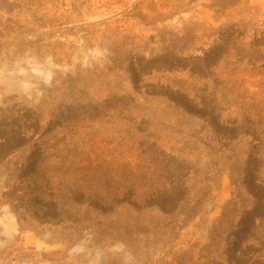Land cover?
Here are the masks:
<instances>
[{
	"label": "rangeland",
	"instance_id": "1",
	"mask_svg": "<svg viewBox=\"0 0 264 264\" xmlns=\"http://www.w3.org/2000/svg\"><path fill=\"white\" fill-rule=\"evenodd\" d=\"M27 51L69 71L36 105L0 87V264H67L86 228L137 264H264V0H0V64Z\"/></svg>",
	"mask_w": 264,
	"mask_h": 264
},
{
	"label": "clouds",
	"instance_id": "2",
	"mask_svg": "<svg viewBox=\"0 0 264 264\" xmlns=\"http://www.w3.org/2000/svg\"><path fill=\"white\" fill-rule=\"evenodd\" d=\"M85 55L91 59L98 53L89 51ZM68 71L67 65L57 63L50 54L27 51L0 64V87L7 96L29 106L36 105L54 85L58 74ZM19 226L13 205L0 201V236L3 237L0 243L10 242L18 234ZM61 247L67 264H109L110 259L117 264H137L135 253L126 242L112 238L97 242L95 233L87 228Z\"/></svg>",
	"mask_w": 264,
	"mask_h": 264
}]
</instances>
